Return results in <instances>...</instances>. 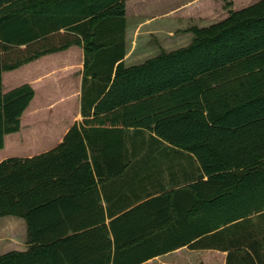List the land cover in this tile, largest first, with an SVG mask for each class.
Here are the masks:
<instances>
[{
    "label": "trees",
    "instance_id": "trees-1",
    "mask_svg": "<svg viewBox=\"0 0 264 264\" xmlns=\"http://www.w3.org/2000/svg\"><path fill=\"white\" fill-rule=\"evenodd\" d=\"M230 4L227 16L189 26L187 44L123 66L124 0H0V74L70 44L83 52L82 121L47 151L0 161V217H22L28 243L25 251L1 254L0 264H139L197 237L196 246L215 248L209 240H221L228 224L264 210V0ZM32 96L27 83L2 92L0 82V148ZM109 111L122 125L151 129L193 154L200 179L105 223L97 184L129 163L121 137L108 141L110 130L96 126ZM241 148L262 155L231 157ZM69 199L93 202L80 212L95 209L97 220H34L40 209ZM170 206L193 233L167 245ZM247 243L253 256L234 240L226 264H256L264 237Z\"/></svg>",
    "mask_w": 264,
    "mask_h": 264
},
{
    "label": "crops",
    "instance_id": "crops-1",
    "mask_svg": "<svg viewBox=\"0 0 264 264\" xmlns=\"http://www.w3.org/2000/svg\"><path fill=\"white\" fill-rule=\"evenodd\" d=\"M226 1L228 0H124V52L120 58L123 66L139 64L162 49L171 50L187 44L192 37L189 26L208 25L227 16L228 8L224 6ZM229 1L232 9L243 7L237 8L235 0ZM82 62L81 46L70 44L61 50L42 54L14 68L1 71L2 92L27 83L33 89V96L19 117V129L3 135L0 161L7 157L33 156L47 151L61 141L72 123L82 121L83 116L79 111ZM37 95L44 98L36 100ZM44 106L48 112L47 119L40 120L36 115ZM29 111L31 135L22 132L21 122ZM102 114H98L97 119ZM104 116L105 122H97L96 126L110 130L108 141H116L121 137L124 155L129 161L119 175L97 184L103 213L101 215L105 223L123 210L157 195L170 193L172 197L178 189L200 179V164L193 154L171 145L151 129L122 125L117 112L109 111ZM86 118H91V115H86ZM230 154L231 157L259 158L262 152H249L248 148H241L236 152L230 151ZM174 203L178 205L177 202ZM168 204L171 205V200ZM94 205L85 199L53 203L48 210L37 211L34 220L85 223L90 218L97 220V210L94 209L93 215L80 212V208H93ZM262 212L264 210L250 214L239 226H234V222L228 224L221 240H209L215 248L196 246L195 243L201 238L197 237L139 264H226L228 251L234 250L227 246L234 240L240 243L242 250L253 256L247 242L264 237ZM166 213L169 220L165 244L172 245L178 239L193 233L191 225L177 223L171 206ZM256 226L262 227V230H256L259 229ZM70 232L71 230L68 234ZM26 233L22 217L1 216L0 255L9 251H25L28 247ZM259 256L260 259L255 260L256 264L259 261L264 263V249H261Z\"/></svg>",
    "mask_w": 264,
    "mask_h": 264
},
{
    "label": "rangeland",
    "instance_id": "rangeland-1",
    "mask_svg": "<svg viewBox=\"0 0 264 264\" xmlns=\"http://www.w3.org/2000/svg\"><path fill=\"white\" fill-rule=\"evenodd\" d=\"M229 1V0H228ZM255 0H235V6L238 8L240 6H244L246 4L252 3ZM82 73V72H81ZM44 97H42V95H37L36 96V100L37 99H43ZM42 111L38 112V114L36 115V117H38L40 120H46L47 119V109L44 108L41 109ZM30 119H31V111H29L28 113H26V115L21 119V122H23V129L22 132L26 133V134H30L31 132V124H30ZM31 135V134H30ZM29 135V136H30ZM257 227V226H256ZM255 227V228H256ZM259 229L256 230H262V227H257Z\"/></svg>",
    "mask_w": 264,
    "mask_h": 264
}]
</instances>
